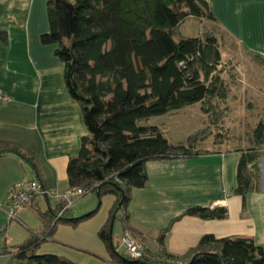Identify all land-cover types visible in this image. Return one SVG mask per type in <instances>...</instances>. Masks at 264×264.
Returning a JSON list of instances; mask_svg holds the SVG:
<instances>
[{"label": "trees", "instance_id": "16d2710c", "mask_svg": "<svg viewBox=\"0 0 264 264\" xmlns=\"http://www.w3.org/2000/svg\"><path fill=\"white\" fill-rule=\"evenodd\" d=\"M49 30L41 34L44 44H55L54 53L63 61L66 89L80 106L87 133L80 139L75 156L68 159L69 187L95 191L98 198L113 194L109 215L97 235L105 244L112 264H264V248L244 236L216 238L204 234L187 259L162 251V260L131 258L118 254L112 230L116 217L124 230H131L124 209L132 188L145 185L148 160L192 157L208 152L196 141L204 129L173 144L159 128L146 130L142 120L199 102L208 126L222 123L228 86L222 76V53L216 35L177 36L176 26L187 17L215 20L206 0H48ZM5 40V34L1 33ZM264 61V56L255 54ZM219 125V126H220ZM221 127V126H220ZM258 140L264 131L260 124ZM263 130V131H262ZM217 143L226 141L218 131ZM261 139V138H260ZM233 193L245 195L259 188V169L253 162L257 148H240ZM13 152L31 164V153L0 139V156ZM42 230L31 232L21 243L3 246L6 264H77L60 255L38 253L58 223L77 226L95 211L70 215L63 203L41 209L31 204ZM121 213V214H120ZM186 214L224 218L223 206H193ZM4 229L1 228L0 231ZM167 229L158 235L162 244ZM177 257L178 261H172ZM186 260V261H185Z\"/></svg>", "mask_w": 264, "mask_h": 264}, {"label": "crops", "instance_id": "0c3cea01", "mask_svg": "<svg viewBox=\"0 0 264 264\" xmlns=\"http://www.w3.org/2000/svg\"><path fill=\"white\" fill-rule=\"evenodd\" d=\"M47 1L0 0V90L10 97L0 104V139L31 153L38 169L36 174L28 161L13 152L0 156V229L5 226L6 194L16 181L35 179L46 188L69 187L66 164L77 154L80 139L87 133L80 106L66 89L63 61L54 53L55 44L41 41V34L49 30ZM206 1L215 17L212 23L225 36L246 54L264 56V0ZM2 32L5 40L1 39ZM196 110L201 111L200 103ZM139 125L164 132L153 117ZM192 132H184L178 142L169 141L185 142ZM224 143L192 157L146 161V183L130 190L124 209L131 230H124L120 220L122 234L129 232L151 252L162 248L183 260L204 234L249 237L264 248V152L253 162L259 169V188L243 199L233 193L242 147ZM44 199L43 208L38 195L32 204L46 209L57 203ZM193 206H223L227 215L202 218L186 214ZM107 217L98 222L97 232ZM164 229L160 244L157 238ZM107 262L112 264L109 259Z\"/></svg>", "mask_w": 264, "mask_h": 264}, {"label": "rangeland", "instance_id": "374dc122", "mask_svg": "<svg viewBox=\"0 0 264 264\" xmlns=\"http://www.w3.org/2000/svg\"><path fill=\"white\" fill-rule=\"evenodd\" d=\"M207 31H212L217 37L222 53L224 69L222 76L228 86L226 100L221 105L226 107L221 125L208 126L206 114L202 110L194 111L199 102L194 103L196 106L194 104L186 106L185 110L179 112L169 111L153 116L154 123L160 124L166 137L173 142L181 140L187 130L192 132L195 128L204 129L196 141L198 149L218 148L220 144L217 143V133L220 131L225 134L226 146L242 147V149L253 147L264 152L263 130L261 139H256L257 130H261L258 128L259 125L264 127V61L243 52L209 19L187 17L176 26L173 35L177 39V36H197ZM113 198V194L110 193L98 198L95 191H88L73 200L70 205L71 216L79 217L91 211L95 212L77 226L58 223L54 234L39 245L37 252L60 255L77 264H108L109 253L97 235L96 226L102 218L109 215ZM38 201L43 208L45 199L42 195H38ZM2 226L4 229L0 231V254L5 244H19L31 232L42 230L34 207H26L22 210L18 208L15 218H8L5 213ZM121 235V222L116 217L112 230L113 242L118 244ZM116 251L120 255L125 254L124 249L119 246ZM7 261L6 255H0V264H6Z\"/></svg>", "mask_w": 264, "mask_h": 264}, {"label": "built area", "instance_id": "2783aa9c", "mask_svg": "<svg viewBox=\"0 0 264 264\" xmlns=\"http://www.w3.org/2000/svg\"><path fill=\"white\" fill-rule=\"evenodd\" d=\"M9 100V95L0 90V104H5ZM84 194L85 189L82 187L51 189L46 188L38 180L23 179L16 181L8 189L4 208L8 218H15L16 210L21 207H29L37 195H42L47 199L56 201L57 203L62 202L63 208H65L70 206L73 200ZM118 246L124 249L126 255L134 259L148 257L150 259L162 260L165 257L161 251L156 253L149 251L143 242L138 241L129 232H125L121 235L118 240ZM169 260L178 261L177 257Z\"/></svg>", "mask_w": 264, "mask_h": 264}]
</instances>
